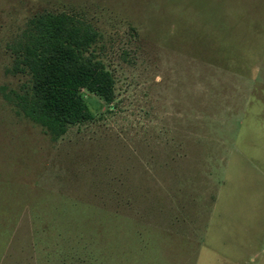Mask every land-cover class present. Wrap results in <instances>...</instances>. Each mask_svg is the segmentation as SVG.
I'll list each match as a JSON object with an SVG mask.
<instances>
[{
	"label": "rangeland",
	"instance_id": "374dc122",
	"mask_svg": "<svg viewBox=\"0 0 264 264\" xmlns=\"http://www.w3.org/2000/svg\"><path fill=\"white\" fill-rule=\"evenodd\" d=\"M44 12L90 24L115 82L111 104L80 91L93 119L59 138L1 94L29 86L11 48ZM209 246L264 264V0H0V264H212Z\"/></svg>",
	"mask_w": 264,
	"mask_h": 264
},
{
	"label": "trees",
	"instance_id": "16d2710c",
	"mask_svg": "<svg viewBox=\"0 0 264 264\" xmlns=\"http://www.w3.org/2000/svg\"><path fill=\"white\" fill-rule=\"evenodd\" d=\"M97 40L90 24L69 14L33 16L11 48L10 72L27 75L29 86L21 93L1 89L3 99L54 138L92 120L80 91L96 95L105 104L115 97L113 76L95 51Z\"/></svg>",
	"mask_w": 264,
	"mask_h": 264
},
{
	"label": "crops",
	"instance_id": "0c3cea01",
	"mask_svg": "<svg viewBox=\"0 0 264 264\" xmlns=\"http://www.w3.org/2000/svg\"><path fill=\"white\" fill-rule=\"evenodd\" d=\"M218 201H219V198H218ZM218 201H217V202H218ZM217 205H218V207H219V202H218ZM216 211H217L216 213H218V210H217V209H216ZM216 213H215V214L211 217V219L209 220L208 227H207V229H206V234H205V237H206L205 240H206V241H207V233L209 232V229H210V227H211V224H212V222H213V219H214ZM208 249H209L208 252H210L209 257H211V259H212V264H228V261L223 260V257H224V256L226 257V255H223V253H222V254H219V252H213V251H211L210 246H209ZM218 256L220 257V259L218 258ZM231 258H232V259H236L237 263L240 264V262H241L240 255L232 256ZM226 260H227V259H226ZM232 262H234V260H232Z\"/></svg>",
	"mask_w": 264,
	"mask_h": 264
}]
</instances>
